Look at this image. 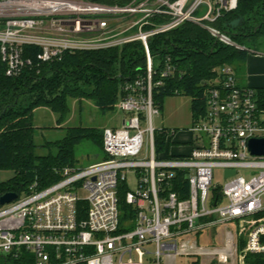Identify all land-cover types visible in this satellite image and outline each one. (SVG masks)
<instances>
[{"label": "built area", "instance_id": "built-area-1", "mask_svg": "<svg viewBox=\"0 0 264 264\" xmlns=\"http://www.w3.org/2000/svg\"><path fill=\"white\" fill-rule=\"evenodd\" d=\"M237 1L141 0L118 7L96 0H0V54L8 77L19 78L67 53L133 42H142L147 56V76L123 87L122 127L104 130L108 160L60 169L58 182L42 189L35 182L0 207V264H177L185 256L194 259L186 264H245L247 254L264 255V156L249 151L252 139L264 138L257 91L239 86L232 66L222 67L217 80L205 82V111L188 129L191 149L184 155L173 153L177 131L153 125L160 115L154 87L174 69L168 59L154 83L148 40L186 21L214 22L235 10ZM204 6L205 15L196 17ZM133 15L141 17L129 18ZM155 15L171 20L145 31ZM157 132L165 133L169 144L160 154ZM241 168L259 172L246 179L239 176ZM216 169L224 173L223 187L213 184ZM227 171L236 173L226 177ZM128 172L135 173L138 188L125 193L131 208L125 216L120 192L127 189ZM181 176L189 192L175 186ZM231 223L237 224L236 233L227 231L222 248L198 245L196 237Z\"/></svg>", "mask_w": 264, "mask_h": 264}, {"label": "trees", "instance_id": "trees-1", "mask_svg": "<svg viewBox=\"0 0 264 264\" xmlns=\"http://www.w3.org/2000/svg\"><path fill=\"white\" fill-rule=\"evenodd\" d=\"M96 1L126 7L141 0ZM206 12L204 6L195 16L203 17ZM170 20L167 15H155L143 29L149 31ZM202 24L226 35L233 45L219 41ZM202 24L186 21L148 40L156 72L154 83L159 82L168 59L174 69L173 74L163 80V85L153 90L160 112L166 98L188 97L192 101L194 121L204 113L205 82L217 80L219 70L226 65L241 70L249 51L256 50L252 46L264 41V0H238L235 10L223 12L214 22L203 21ZM146 76L147 56L142 42L107 50L67 53L60 61L26 71L19 78L6 75L0 54V172L14 173L12 178L0 181V197L7 193L21 196L35 182L41 189L58 182V170L78 167L76 147L83 141H91L103 150L104 132L97 128L74 127L67 130L63 139L41 145L48 153L39 155L35 126L38 109L56 114L59 126L71 112V100H89L101 111L112 112L124 96L123 87ZM256 91L259 107L264 110V88ZM155 143L159 154L169 145L165 133L160 132L155 135ZM104 155L101 162L108 160ZM175 186L189 192L185 177L181 176ZM126 192L125 187L120 192V208L125 216L131 211L125 203ZM243 247L242 239L240 248ZM245 264H264V255L247 254Z\"/></svg>", "mask_w": 264, "mask_h": 264}, {"label": "rangeland", "instance_id": "rangeland-1", "mask_svg": "<svg viewBox=\"0 0 264 264\" xmlns=\"http://www.w3.org/2000/svg\"><path fill=\"white\" fill-rule=\"evenodd\" d=\"M203 8V7H202ZM201 8V9H202ZM203 12V11H202ZM203 14V13H202ZM141 16H130L129 18H140ZM128 24V20L125 22ZM254 49L257 51H264V41L256 44ZM240 74V70L238 72ZM188 102L190 103V98L188 97H175L169 98L166 100V108L171 109L173 116L176 118L179 116L180 110L175 107V103L179 102ZM71 112L69 113L65 122L59 126L57 125V115L51 112L50 110L41 108L38 109L35 113V126L37 129L36 134V144L38 145L37 153L39 155H46L48 151L42 149L40 146L46 142H55L61 140L65 137L66 132L69 128L74 127H85V128H97L104 132L105 129L116 130L122 127L123 114L119 112L118 103L115 106V110L112 112H103L98 109L92 101L84 100L78 102L76 100L70 101ZM163 117L160 112L159 116H155L153 119V125L155 129L163 127ZM189 127L187 128V130ZM104 134V133H103ZM175 153V147L173 149ZM177 153V151H176ZM104 151L99 149L96 144L91 141H83L76 147V161L78 167H87L101 162L105 159ZM259 170L241 168L239 169V176H243L246 179H250L254 174H257ZM14 176L12 171H2L0 172V181H6ZM127 177V190L135 193L138 188L137 177L135 173L128 172L126 173ZM226 182L224 173L216 169L215 178L213 181L214 186L223 187ZM227 229V230H226ZM237 224H229L227 227H216L206 233L196 237L198 245L200 247H223L228 237L227 231L231 233H236ZM187 241V238L179 240V246ZM194 260L192 257H180L178 258L177 264H186V262ZM0 263H2L0 259ZM147 264V262H146Z\"/></svg>", "mask_w": 264, "mask_h": 264}, {"label": "crops", "instance_id": "crops-1", "mask_svg": "<svg viewBox=\"0 0 264 264\" xmlns=\"http://www.w3.org/2000/svg\"><path fill=\"white\" fill-rule=\"evenodd\" d=\"M235 70L237 83L241 87H251L255 90L264 88V51L252 50L246 58L245 64L239 71ZM175 98V97H169ZM166 98L161 111L163 117V127L159 129L175 130L177 131L175 153L177 155H184L190 152V134L187 128L191 127L194 122L192 115V101L176 102L175 107L180 110V115L175 118L171 109L166 108ZM174 149V147H173ZM177 151V153H176Z\"/></svg>", "mask_w": 264, "mask_h": 264}, {"label": "water", "instance_id": "water-1", "mask_svg": "<svg viewBox=\"0 0 264 264\" xmlns=\"http://www.w3.org/2000/svg\"><path fill=\"white\" fill-rule=\"evenodd\" d=\"M249 151L254 156H264V138L252 139L249 142ZM235 171H227L226 177L235 175ZM17 193H7L0 197V207L8 205L18 199Z\"/></svg>", "mask_w": 264, "mask_h": 264}]
</instances>
